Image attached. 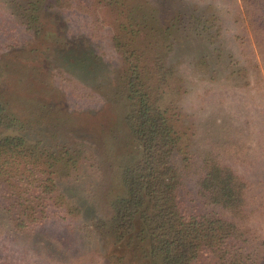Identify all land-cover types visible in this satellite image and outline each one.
Listing matches in <instances>:
<instances>
[{"label": "rangeland", "instance_id": "374dc122", "mask_svg": "<svg viewBox=\"0 0 264 264\" xmlns=\"http://www.w3.org/2000/svg\"><path fill=\"white\" fill-rule=\"evenodd\" d=\"M35 1L0 0V95L30 123L25 133L32 142L42 141L50 148L84 142L100 168L86 165L76 181L61 183L84 210L73 228L50 222L34 234L17 236L0 216V261L110 264L106 256L112 246L89 231L106 213L103 188L109 171L100 158L109 154L107 165L112 167L133 150L123 121L127 109L116 95L127 69L113 39L118 11L92 0H48L37 5L39 12L31 11L42 18L37 36L38 22L19 19ZM147 1L131 0V6L148 9ZM179 1L166 4L194 13L195 29L174 32L166 50L159 42L146 50L149 65L158 57L163 72L173 74L169 73L171 84L164 89L162 104L178 121L190 152L213 155L247 181L250 195L243 221L254 242L257 237L262 242L264 30L259 34L258 27L264 19L256 15L264 13V7L244 0ZM185 25L189 28L191 23Z\"/></svg>", "mask_w": 264, "mask_h": 264}, {"label": "trees", "instance_id": "16d2710c", "mask_svg": "<svg viewBox=\"0 0 264 264\" xmlns=\"http://www.w3.org/2000/svg\"><path fill=\"white\" fill-rule=\"evenodd\" d=\"M46 1L30 2L32 9L19 14V19L30 18L31 25L39 23L37 36L42 18L33 12ZM92 1L118 11L113 39L127 69L116 95L127 109L123 121L133 150L113 168L107 165L109 154L100 158L109 171L103 188L106 213L89 232L112 246L106 256L110 264H263L264 241L257 237L254 242L243 221L247 181L213 155L190 152L178 121L162 104L173 74L163 72L158 57L148 63L146 50L154 42L163 48L174 32L195 29V14L172 7L173 2L167 6L166 0H148V9L142 4L133 8L131 0ZM244 2L264 7V0ZM256 16L264 19V13ZM2 65L0 54V75ZM28 125L0 95V216L17 236L34 234L50 222L73 228L84 210L61 183L76 181L86 165L100 168L98 160L84 142L53 148L32 142L25 133Z\"/></svg>", "mask_w": 264, "mask_h": 264}]
</instances>
